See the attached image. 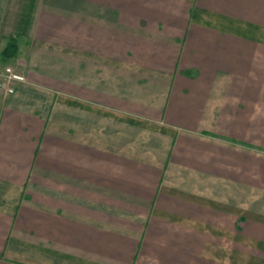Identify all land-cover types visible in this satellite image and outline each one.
Instances as JSON below:
<instances>
[{
    "label": "crops",
    "instance_id": "obj_1",
    "mask_svg": "<svg viewBox=\"0 0 264 264\" xmlns=\"http://www.w3.org/2000/svg\"><path fill=\"white\" fill-rule=\"evenodd\" d=\"M0 264H264V0H0Z\"/></svg>",
    "mask_w": 264,
    "mask_h": 264
},
{
    "label": "built area",
    "instance_id": "obj_2",
    "mask_svg": "<svg viewBox=\"0 0 264 264\" xmlns=\"http://www.w3.org/2000/svg\"><path fill=\"white\" fill-rule=\"evenodd\" d=\"M26 76L9 66L2 73L0 80V91H4L7 94H13L15 92V84L17 82H25Z\"/></svg>",
    "mask_w": 264,
    "mask_h": 264
},
{
    "label": "trees",
    "instance_id": "obj_3",
    "mask_svg": "<svg viewBox=\"0 0 264 264\" xmlns=\"http://www.w3.org/2000/svg\"><path fill=\"white\" fill-rule=\"evenodd\" d=\"M18 53V42L15 36H10L7 39L6 47L0 53L1 56L4 58H12L16 56Z\"/></svg>",
    "mask_w": 264,
    "mask_h": 264
}]
</instances>
